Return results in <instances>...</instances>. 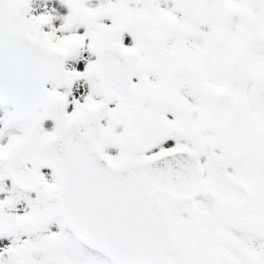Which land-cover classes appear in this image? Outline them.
Wrapping results in <instances>:
<instances>
[{
  "label": "snow or ice",
  "instance_id": "1",
  "mask_svg": "<svg viewBox=\"0 0 264 264\" xmlns=\"http://www.w3.org/2000/svg\"><path fill=\"white\" fill-rule=\"evenodd\" d=\"M60 3L0 0V264H264V0Z\"/></svg>",
  "mask_w": 264,
  "mask_h": 264
},
{
  "label": "rangeland",
  "instance_id": "2",
  "mask_svg": "<svg viewBox=\"0 0 264 264\" xmlns=\"http://www.w3.org/2000/svg\"><path fill=\"white\" fill-rule=\"evenodd\" d=\"M93 3H95V0H93ZM30 8L32 9L33 15H39L44 12H52L55 10L54 14L57 16L60 15H66L67 14V9L64 7L61 3L60 0H30ZM61 21L56 20L54 21V25L58 26ZM131 43V37L126 36L125 37V44H130ZM71 67L72 65L69 64ZM77 67L81 68L83 67V64L80 63L77 65ZM78 87H82L84 90H86V85H78ZM0 115H2V112H0ZM52 126L51 121H46L44 124V127L46 130H50ZM47 172V170H44Z\"/></svg>",
  "mask_w": 264,
  "mask_h": 264
}]
</instances>
